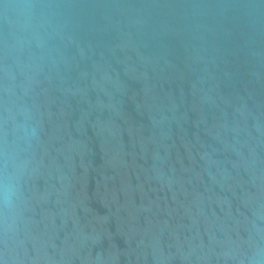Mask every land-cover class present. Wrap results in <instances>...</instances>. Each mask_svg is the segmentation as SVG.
I'll use <instances>...</instances> for the list:
<instances>
[{"label": "water", "instance_id": "95a60500", "mask_svg": "<svg viewBox=\"0 0 264 264\" xmlns=\"http://www.w3.org/2000/svg\"><path fill=\"white\" fill-rule=\"evenodd\" d=\"M0 264H264V0H0Z\"/></svg>", "mask_w": 264, "mask_h": 264}]
</instances>
